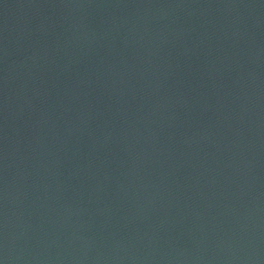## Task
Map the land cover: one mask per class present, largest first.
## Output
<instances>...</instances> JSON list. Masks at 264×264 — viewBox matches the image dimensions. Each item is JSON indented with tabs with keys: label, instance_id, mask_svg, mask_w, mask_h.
Masks as SVG:
<instances>
[{
	"label": "water",
	"instance_id": "water-1",
	"mask_svg": "<svg viewBox=\"0 0 264 264\" xmlns=\"http://www.w3.org/2000/svg\"><path fill=\"white\" fill-rule=\"evenodd\" d=\"M0 264H264V0H0Z\"/></svg>",
	"mask_w": 264,
	"mask_h": 264
}]
</instances>
